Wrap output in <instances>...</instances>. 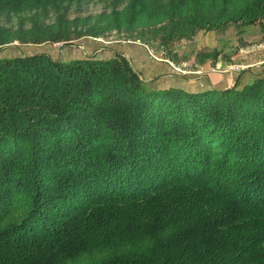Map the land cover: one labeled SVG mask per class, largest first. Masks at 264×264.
Returning a JSON list of instances; mask_svg holds the SVG:
<instances>
[{"label":"trees","instance_id":"trees-1","mask_svg":"<svg viewBox=\"0 0 264 264\" xmlns=\"http://www.w3.org/2000/svg\"><path fill=\"white\" fill-rule=\"evenodd\" d=\"M91 1L0 0L15 20L0 51L113 30L168 47L264 19V0H114L69 17ZM97 53L0 55V264H264V69L156 87L122 51Z\"/></svg>","mask_w":264,"mask_h":264},{"label":"rangeland","instance_id":"rangeland-1","mask_svg":"<svg viewBox=\"0 0 264 264\" xmlns=\"http://www.w3.org/2000/svg\"><path fill=\"white\" fill-rule=\"evenodd\" d=\"M114 6V0H94L73 6L68 15L70 18L79 16L95 18L104 11L110 12ZM14 22L15 20L11 22L8 18L0 15V24L13 25ZM88 40L95 42L92 44L93 47L90 46L92 42ZM101 43L105 45V48L99 46ZM15 44L19 45V48L7 46L0 51V55L15 56L46 51L54 57L70 60L87 53L96 54L97 52L98 55L107 57L115 50L121 52L123 49V47L120 48L121 45H136L141 50L136 52L137 49L134 53L141 57L142 77L158 87L167 85L168 79L178 78L175 80L179 82L178 84H186L184 81L193 82L192 78H195V75L199 77L197 80L202 79L200 76L203 75L216 77V74H226L229 76L236 74L237 71L233 70L235 66L241 67L240 71H247L249 67L255 68L264 65V62H261L264 60V19L250 25L232 24L226 30H201L191 39L179 40L168 47L161 46L159 40L142 42L131 37L125 31L117 30L108 32L103 37L74 40L68 45L62 43L21 44L18 41ZM147 47L154 49L156 56L161 59L153 58ZM144 57L147 58L145 63ZM157 62L167 63L172 75L165 76V80L162 77L159 79V77L153 76L154 68L158 66ZM183 75L185 77H182ZM180 76L182 78H179Z\"/></svg>","mask_w":264,"mask_h":264},{"label":"crops","instance_id":"crops-1","mask_svg":"<svg viewBox=\"0 0 264 264\" xmlns=\"http://www.w3.org/2000/svg\"><path fill=\"white\" fill-rule=\"evenodd\" d=\"M91 42V41H90ZM92 44H95V43H90V46L93 47L94 45ZM129 46V49L127 50V47ZM132 46V47H131ZM135 46V47H134ZM123 47V53L128 57L130 58L131 62L133 63V65L139 70V71H143V67L140 63V58L141 57H138L137 55H135V51L138 52V51H141L138 47L139 46H136V45H121L120 48ZM125 48V50H124ZM136 48V49H135ZM147 60V58H143V61L145 63V61ZM156 62V61H155ZM261 62H264L261 61ZM158 66H156L154 68V71H153V76H156V77H159V79H164L165 76L167 75H172L170 73H172V71L170 70V67L168 68V64L167 63H161V62H157ZM264 69V65L262 66H257L255 68H250L247 69V71H237L235 75H226V74H216L217 76H211V75H203V76H200V80H197L198 75H195V78H192L194 81L193 82H187V81H184L186 84L182 83V84H178L179 82L175 81L176 79L178 78H175V79H168V84L167 85H164V86H172V85H178V86H182V87H186L188 89H199V88H202V87H206V86H213V87H217V88H228L232 85H234L237 80L239 79V77L242 75V80H241V83H246L248 81H251L255 75L260 72L261 70ZM234 70V69H233ZM171 71V72H170ZM158 72V73H157ZM156 74H159V75H156ZM162 77V78H161ZM182 77H185L184 75ZM181 76L179 78H182ZM155 80H157L156 78H154ZM165 80V79H164ZM183 80V79H182ZM190 81V80H189ZM224 84H223V82ZM176 82V83H175ZM222 82V83H221Z\"/></svg>","mask_w":264,"mask_h":264},{"label":"built area","instance_id":"built-area-1","mask_svg":"<svg viewBox=\"0 0 264 264\" xmlns=\"http://www.w3.org/2000/svg\"><path fill=\"white\" fill-rule=\"evenodd\" d=\"M147 48H148V47H147ZM148 51H149L150 55H151L153 58L161 59V58H159L158 56H156V53H155L154 49H150V48H148ZM240 68H241V67H239V66H235V67H233V69H234L235 71H240V70H241Z\"/></svg>","mask_w":264,"mask_h":264}]
</instances>
